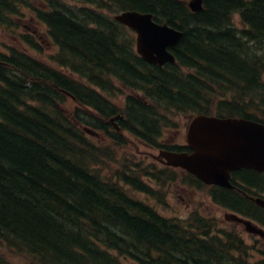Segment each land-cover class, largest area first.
<instances>
[{
  "label": "trees",
  "instance_id": "obj_1",
  "mask_svg": "<svg viewBox=\"0 0 264 264\" xmlns=\"http://www.w3.org/2000/svg\"><path fill=\"white\" fill-rule=\"evenodd\" d=\"M75 1L46 0L40 8L0 0V26L16 27L20 6L29 5L58 46L50 57L56 66L15 46L0 53V264H124L123 257L238 264L209 242L185 238L180 221L129 192L155 195L146 179L163 184L173 170L149 174L148 165L126 155L115 179L101 166L115 160L127 136L162 147L174 113L257 118L244 104L264 102V0H203L197 12L184 0ZM127 9L183 30L172 48L176 63L144 62L129 31L102 12ZM22 39L40 50L32 35ZM118 86L128 92L120 107L108 98ZM117 112L124 115L120 132L101 119ZM83 125L111 141L96 145ZM191 222L198 230L210 224Z\"/></svg>",
  "mask_w": 264,
  "mask_h": 264
},
{
  "label": "water",
  "instance_id": "obj_2",
  "mask_svg": "<svg viewBox=\"0 0 264 264\" xmlns=\"http://www.w3.org/2000/svg\"><path fill=\"white\" fill-rule=\"evenodd\" d=\"M189 7L199 10L201 0H191ZM114 18L136 32V51L144 60L160 65L174 61L167 47L178 42L181 31L155 22L149 12L128 10ZM118 117L121 115L111 120ZM187 140L194 149L191 154L162 150L159 155L167 164L186 168L206 183L230 186V168L242 165L264 167V126L260 123L244 118L198 114L189 124ZM246 223L250 231H257L250 222Z\"/></svg>",
  "mask_w": 264,
  "mask_h": 264
},
{
  "label": "rangeland",
  "instance_id": "obj_3",
  "mask_svg": "<svg viewBox=\"0 0 264 264\" xmlns=\"http://www.w3.org/2000/svg\"><path fill=\"white\" fill-rule=\"evenodd\" d=\"M29 5L34 7H44V4L40 0H28ZM67 2H75L80 4L75 0H65ZM29 5H21L19 10L20 14H17L18 18L16 20V27L12 30L4 29L0 27V52H3L6 49V46H15L21 50L25 49V44L22 43V37L26 33H30L34 35V40L38 43L41 48V51H28L34 57L40 59V61H44L51 66H56V64L50 60V57L56 51V47L48 37L45 31L44 24L37 18L35 12H33L32 7ZM104 13H106L104 11ZM234 21L238 23L239 19L236 15ZM129 34L132 35L131 32ZM33 49V48H31ZM78 79V78H77ZM83 81V80H81ZM127 95V92L124 88L118 86V90L112 94L108 95V98L114 102L117 106H121L124 102V98ZM174 125L175 128H169L164 132V141L165 143H169L170 140H176L182 142L184 140V133L187 121H189L190 116H183L180 113H174ZM126 136V135H125ZM92 142H95L96 145L102 146L101 142H110L111 140L103 135H99L96 137H88ZM131 137L127 136L125 144L119 148L115 149V156L113 161H106L103 163L101 167H105L102 171V175L106 178H115L113 174L114 171L120 166L123 157L126 155L128 159L133 161H141V165H149L148 170L158 171L161 169L162 164H160L155 159V155L158 154V149L152 148L149 146L141 145L138 141H134L130 139ZM110 144L107 146L109 147ZM113 174V175H112ZM153 186L155 188H159L157 183L153 182ZM133 194L140 196L141 198H147V195L140 194L138 192H133ZM152 198V197H151ZM155 199V198H153ZM163 202L162 203H154L157 210L165 216H176V217H187L191 210H199L201 213L205 215H215L219 218V226L224 227L228 225V223L224 222L222 219V211L219 210L209 199L207 196L206 188H198L194 186H186L179 176H176L172 183H166L163 187ZM156 200V199H155ZM240 231V229L238 228ZM245 235V233H242ZM249 237V236H248ZM17 255V254H16ZM14 255H12L13 257ZM20 257H13L16 260H21L24 256L19 255ZM257 255L248 256V262L244 264H256ZM126 264H134L130 261H126Z\"/></svg>",
  "mask_w": 264,
  "mask_h": 264
},
{
  "label": "flooded vegetation",
  "instance_id": "obj_4",
  "mask_svg": "<svg viewBox=\"0 0 264 264\" xmlns=\"http://www.w3.org/2000/svg\"><path fill=\"white\" fill-rule=\"evenodd\" d=\"M257 105L260 107V110L257 112L258 117L257 119H251L264 124V103L260 102L257 103ZM177 145H179L180 151L188 153L192 151L186 143V138L182 142L177 143ZM229 181L232 184L231 187L219 184L210 185L212 203L222 211V217L225 215L224 213L233 211L252 220L262 228V235L246 233L241 226L228 223L230 227L234 228L232 232L227 234L230 247H218L215 237H211L210 246L216 251L225 253L230 251H237L245 254L263 253L264 206L255 204L250 197H260L264 199V168L255 169L248 166H240L231 169L229 171ZM208 216L215 223L214 226L217 227L219 218L215 215ZM242 233H245L246 237L242 235ZM191 240L201 242L200 237L197 235H194Z\"/></svg>",
  "mask_w": 264,
  "mask_h": 264
},
{
  "label": "bare ground",
  "instance_id": "obj_5",
  "mask_svg": "<svg viewBox=\"0 0 264 264\" xmlns=\"http://www.w3.org/2000/svg\"><path fill=\"white\" fill-rule=\"evenodd\" d=\"M32 48V47H31ZM34 49V48H33ZM66 93V95H68V92H65Z\"/></svg>",
  "mask_w": 264,
  "mask_h": 264
}]
</instances>
